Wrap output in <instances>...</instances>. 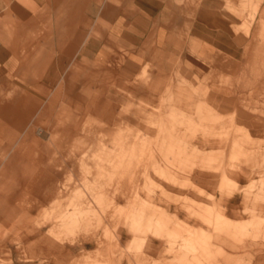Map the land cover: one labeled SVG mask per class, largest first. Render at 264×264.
<instances>
[{"label": "rangeland", "instance_id": "1", "mask_svg": "<svg viewBox=\"0 0 264 264\" xmlns=\"http://www.w3.org/2000/svg\"><path fill=\"white\" fill-rule=\"evenodd\" d=\"M245 6L243 12H234L243 22L233 32L239 36L248 28H258L251 39L253 59L245 56L247 61L245 45L201 46L202 58L216 53L198 69L193 63L179 61L190 48L184 47L176 60L163 62L167 78L155 87L150 78L139 80L133 73L127 77L130 75L112 61L109 65L99 62L101 70H95L98 62L89 53L88 67L81 70L89 85L83 103L95 113L82 119V132L76 136L81 140L58 142L64 150L50 140L58 136L53 132L57 117L38 118L36 86L27 89L20 85L0 96V104L11 98L21 107L7 116L1 112L0 119L17 130L15 138L32 139L26 145L36 147L39 140L42 153L49 155L45 165L51 164L47 169L61 187L71 174L59 167V157L69 153L73 144L89 154L78 169H94L97 161L105 162L103 174L80 173L72 178L75 188L57 194L56 203L45 202L26 190L28 183L17 181L24 188L16 203L31 213L17 220H0V264H43L55 257L30 252L36 235L33 228L73 247L67 264H264V17L257 19L259 5ZM43 57L49 54L45 52ZM79 57L75 50L71 61L60 62L61 69L41 74L40 82L45 81L41 89H70L71 97L77 98L75 81L70 77L66 83L65 77L76 74ZM147 66L151 73L158 67ZM134 85L139 89L133 91ZM95 87L100 88L97 97ZM213 91L234 95L243 113L233 116V108H221L209 97ZM247 102L250 111L242 109ZM212 109L217 114L208 112ZM67 111L71 114L68 121H76L82 112L74 105ZM198 138L209 141L198 142ZM7 144L0 143V155ZM202 164L211 172L205 171L199 178L190 173L193 167L201 173ZM228 168L236 172L224 173ZM165 204L181 209L182 217L167 211ZM45 208L54 213L44 214ZM189 209L196 213L191 218ZM60 213L65 219L57 216ZM104 213L101 221L98 217ZM82 217L92 218L91 222L80 224ZM119 221L127 225L125 237L113 230ZM131 228L163 231L150 247L140 248L132 244L136 233ZM81 238L87 239V250L75 246ZM137 240L144 243L147 239Z\"/></svg>", "mask_w": 264, "mask_h": 264}, {"label": "crops", "instance_id": "2", "mask_svg": "<svg viewBox=\"0 0 264 264\" xmlns=\"http://www.w3.org/2000/svg\"><path fill=\"white\" fill-rule=\"evenodd\" d=\"M244 5H259L257 19L264 17V0H0V96L20 85L25 84L27 89H34L36 86L34 98L38 118H47L51 115L57 117V129L53 132L58 136L50 140L57 142L55 143L57 149L64 150L58 142L81 140L76 136L82 132V119L88 114L95 113L92 106L83 103L84 96L89 92L87 90L89 85L84 80L85 75L81 70L88 67L89 53H92V58L98 62H95V70H101L100 63L109 65L112 61L113 64H118V70H123L129 75L138 74L139 80L150 78L151 86L155 87L162 85L167 78L162 69L163 62L176 60L174 57H177L184 47L190 48L179 61L193 63V67L198 69L210 63L216 53H208L202 58L199 54L201 46L222 47L238 43L245 45L244 58L247 56L248 59H253L254 44L251 39L258 34L257 26L248 28L244 35L236 36L233 32V29L241 26L243 22V19L238 18L234 12H243ZM75 50L79 51L81 56L77 64L79 69L73 76L66 74L65 81L69 83L70 77L73 78L77 98L71 97L70 89L68 91L41 89V84H45V81L40 82L41 74L49 69L54 72L61 69L60 62L71 61ZM217 51L224 53L220 48ZM45 52L49 57H43ZM51 53L54 56H50ZM148 64L153 65L154 68L158 67L151 73ZM62 68L66 67L62 66ZM195 77H198V74H195ZM136 89L139 87L134 85L133 91ZM93 92L97 97L100 88L95 87ZM220 92L213 91L209 97L223 109L233 108V116L243 113L234 95L230 93L217 95ZM221 96L223 99L220 100ZM7 100L4 104H0V114L3 112L7 116L9 111L19 109L21 111V107L14 104L11 98ZM249 103L242 105V109L250 111ZM73 105L82 112L76 121H68L71 114L67 110ZM199 106L204 108L201 103ZM212 111L213 109L208 110L210 114H217ZM190 114L192 111H188V115ZM199 115L202 116L198 112ZM14 134H17V130L0 119V143L2 141L9 143L1 147L5 152L0 155V218L5 217L0 219L2 221H7L11 217L17 220L19 216L31 213V210L20 208L16 203L21 199V189L24 188L17 186V181L28 183L26 190L45 202L56 203L57 194H66L75 188L72 178H76L77 174H103L105 162L97 161L94 169H78L79 165H85L89 154L86 148L82 147V149L73 144L69 153L61 154L60 157L54 155L59 157V167L62 171L71 174L70 180L68 179L61 187L59 185L61 182L47 169L51 164L45 165L44 159L49 155L42 153L39 140L34 147L25 144L32 139L15 138ZM49 135L47 133L45 138ZM89 140V138L84 139V141ZM197 140L209 141L200 138ZM232 170L228 168L224 173L236 172ZM205 171L209 173L211 169L202 164L201 173H196L194 167L190 173L199 178ZM187 183L189 182H176L175 185L185 186ZM164 206L167 211L174 212L179 218L182 217L181 209H173L170 204ZM49 210L50 208H45L44 214L54 213L53 210ZM187 211L190 218L196 214L192 209ZM57 216L65 219L64 214L60 213ZM105 216L104 213L98 218L102 221ZM91 219L85 220L82 217L79 223L91 222ZM118 223L120 225L113 230L120 236H127L124 230L127 225L122 221ZM85 225L88 228L89 224ZM32 231L36 234L29 246L32 254L38 252L55 256L43 264H52V262L67 264L72 257L73 247L66 246L65 242L58 238L47 237L35 228ZM161 231L163 230L146 231L131 228V232L136 233L132 244L140 248L150 247L154 239L162 234ZM140 238L147 240L142 243L137 240ZM88 244L87 239L81 238V243L79 245L75 243V246L87 250ZM32 258L34 259V255Z\"/></svg>", "mask_w": 264, "mask_h": 264}, {"label": "bare ground", "instance_id": "3", "mask_svg": "<svg viewBox=\"0 0 264 264\" xmlns=\"http://www.w3.org/2000/svg\"><path fill=\"white\" fill-rule=\"evenodd\" d=\"M122 232V231H121ZM125 233V232H124ZM120 236V235H119Z\"/></svg>", "mask_w": 264, "mask_h": 264}]
</instances>
